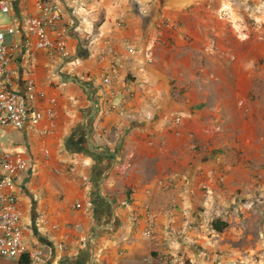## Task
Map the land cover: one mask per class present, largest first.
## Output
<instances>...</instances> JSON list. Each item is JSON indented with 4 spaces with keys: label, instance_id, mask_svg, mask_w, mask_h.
I'll return each mask as SVG.
<instances>
[{
    "label": "crops",
    "instance_id": "obj_1",
    "mask_svg": "<svg viewBox=\"0 0 264 264\" xmlns=\"http://www.w3.org/2000/svg\"><path fill=\"white\" fill-rule=\"evenodd\" d=\"M34 1L13 0L15 26ZM51 1L68 55H32L31 105L55 99V132H21L13 147L32 164L13 188L27 244L42 264H227V231L211 223L228 224L234 190L253 188L264 163V0ZM29 60H14L20 92ZM111 61L125 100L113 111L100 90ZM145 207L155 241L133 221Z\"/></svg>",
    "mask_w": 264,
    "mask_h": 264
},
{
    "label": "built area",
    "instance_id": "obj_2",
    "mask_svg": "<svg viewBox=\"0 0 264 264\" xmlns=\"http://www.w3.org/2000/svg\"><path fill=\"white\" fill-rule=\"evenodd\" d=\"M13 0H0V13L11 16ZM62 13L59 1L35 0L33 12L21 18L17 26L11 23L0 29V129L3 126L20 131H33L42 137H51L55 132L56 111L55 99L50 98L43 109L33 108L31 103L39 91L34 80L36 68L33 54L36 51L55 52L67 57L64 35L58 30ZM124 13L121 12L116 25L122 26ZM23 34L18 41L17 33ZM9 36V39L6 36ZM127 51L134 52L130 45H125ZM21 51L29 56L26 78L23 81L22 92L14 88L17 71L13 64L16 55ZM105 56L113 57L114 50L106 45ZM115 62L111 61L101 75L100 90L105 96L106 107L109 111L120 108L125 101L116 85L123 82ZM180 116L173 117V124L179 125ZM2 134L0 133V137ZM32 169L26 151L13 147H3L0 143V259L17 261L26 255L30 264H42L44 252L40 247L27 244L24 237L22 218L23 213L18 197L13 190L23 174ZM71 171H74L72 168ZM60 170H55L59 174ZM205 188V187H203ZM174 202V199H171ZM157 213L150 207L141 212H135L133 221L143 223L142 236L155 241V225ZM145 264H177L171 260L156 261L148 257Z\"/></svg>",
    "mask_w": 264,
    "mask_h": 264
},
{
    "label": "rangeland",
    "instance_id": "obj_3",
    "mask_svg": "<svg viewBox=\"0 0 264 264\" xmlns=\"http://www.w3.org/2000/svg\"><path fill=\"white\" fill-rule=\"evenodd\" d=\"M12 20V16L0 13V29L4 31ZM252 22L259 23L255 20ZM6 37L9 39L8 35ZM0 133L3 147H25L20 131L3 126ZM26 155H29L28 151ZM254 169L256 181L253 188L234 190L233 199L227 206L225 218L228 224L225 229L228 243L234 249L229 253L232 259L227 264H264V163L256 165ZM0 264H15V261L0 259Z\"/></svg>",
    "mask_w": 264,
    "mask_h": 264
},
{
    "label": "trees",
    "instance_id": "obj_4",
    "mask_svg": "<svg viewBox=\"0 0 264 264\" xmlns=\"http://www.w3.org/2000/svg\"><path fill=\"white\" fill-rule=\"evenodd\" d=\"M98 24L99 22L96 23L95 26L97 27ZM211 227L215 232H222L227 227V224L219 220H215L211 223ZM16 264H30V261L26 255H23L16 261Z\"/></svg>",
    "mask_w": 264,
    "mask_h": 264
}]
</instances>
